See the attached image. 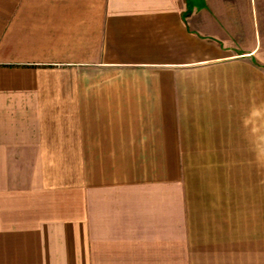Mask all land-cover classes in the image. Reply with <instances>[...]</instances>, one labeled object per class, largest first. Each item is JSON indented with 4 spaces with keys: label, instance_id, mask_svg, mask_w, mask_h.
Instances as JSON below:
<instances>
[{
    "label": "crops",
    "instance_id": "1",
    "mask_svg": "<svg viewBox=\"0 0 264 264\" xmlns=\"http://www.w3.org/2000/svg\"><path fill=\"white\" fill-rule=\"evenodd\" d=\"M0 264H264V0H0Z\"/></svg>",
    "mask_w": 264,
    "mask_h": 264
},
{
    "label": "trees",
    "instance_id": "2",
    "mask_svg": "<svg viewBox=\"0 0 264 264\" xmlns=\"http://www.w3.org/2000/svg\"><path fill=\"white\" fill-rule=\"evenodd\" d=\"M188 10H190V8H188Z\"/></svg>",
    "mask_w": 264,
    "mask_h": 264
}]
</instances>
